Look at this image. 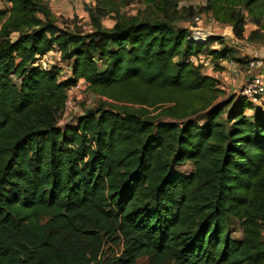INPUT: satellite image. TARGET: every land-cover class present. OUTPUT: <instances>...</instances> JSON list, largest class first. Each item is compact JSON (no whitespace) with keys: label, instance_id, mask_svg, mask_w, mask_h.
<instances>
[{"label":"trees","instance_id":"obj_1","mask_svg":"<svg viewBox=\"0 0 264 264\" xmlns=\"http://www.w3.org/2000/svg\"><path fill=\"white\" fill-rule=\"evenodd\" d=\"M92 1L91 32L45 0L0 7V264H264V103L221 98L220 81L188 61L233 49L175 28L160 16L169 0H149L153 16L118 12L109 28L98 17L108 0ZM220 7L238 38L243 9L264 28V0H210ZM52 51L60 63L45 69ZM79 80L115 107L61 125ZM128 104L165 107L152 119Z\"/></svg>","mask_w":264,"mask_h":264},{"label":"rangeland","instance_id":"obj_2","mask_svg":"<svg viewBox=\"0 0 264 264\" xmlns=\"http://www.w3.org/2000/svg\"><path fill=\"white\" fill-rule=\"evenodd\" d=\"M3 2V0H0ZM50 6H53L55 14L60 20L67 19L71 23V29L81 30L84 32H91L94 27L91 23L90 16L88 14V8L94 7V1L92 0H45ZM109 5L105 8V14H98L104 27H112L116 22V13L125 14L126 16H139L144 18L145 16H153L160 12L158 5L150 3L149 0H108ZM196 5V13L194 16L189 15L188 6ZM57 6V7H55ZM158 10H156L154 7ZM210 6V0H169L166 7L167 11L160 14L161 17L171 15L173 17V24L175 28H186L189 32L198 36V34L206 35L210 37L212 35L222 36L224 44L233 49L232 59H218L210 56V62L208 64L200 63V67L203 72L214 75L216 72L221 77V87L226 95H221V98L226 97L234 90L239 91L240 87L244 84L246 79L257 72L264 74V65L261 68H251L250 61L252 58L259 56L264 58V28L259 27L254 23L253 16L248 14L246 9L243 12L246 15L247 23L245 25V32L243 38H238L234 32L233 27L229 22L223 21L221 18L224 16V11L220 7L219 14L213 13L212 9H208ZM152 11V13H148ZM264 16V15H263ZM62 18V19H61ZM0 22V27H1ZM211 48H221L222 45L219 42L213 41L208 45ZM48 64L60 63L59 54L55 51L48 53ZM131 110L141 112L144 117L155 118L161 117L159 114L163 111L162 107H150L147 110L140 105L128 104ZM113 108L115 104L112 100L105 96L94 94L90 92L88 84L82 83L81 88L75 90H68V101L65 107V111L62 114L59 123L65 124L69 122H76L82 115L88 110H95L97 108ZM249 115H253L254 110L247 111ZM181 173H189L192 170L190 164H184L175 168ZM232 234L236 238L243 236L242 228L240 225L233 221L231 224ZM264 236V232H263ZM120 245H106L104 252L106 256H114L120 253ZM137 264H151L150 257L144 256L138 259ZM169 264V263H165Z\"/></svg>","mask_w":264,"mask_h":264},{"label":"built area","instance_id":"obj_3","mask_svg":"<svg viewBox=\"0 0 264 264\" xmlns=\"http://www.w3.org/2000/svg\"><path fill=\"white\" fill-rule=\"evenodd\" d=\"M192 33L193 32H189L188 37L190 39L196 40L192 37ZM48 56H49L48 54H45L44 56L41 57L39 61V63L45 69H48L50 67L47 62ZM188 61L194 63L195 65L200 63L208 64L210 62V56H208L207 53L201 52L197 55L190 56ZM263 65H264V58H260L259 56L252 58V60L250 61V67L253 69L261 68ZM212 76L218 79L219 81H221V77L218 72H216ZM82 83H84V85H87V82H85L84 80H79L76 84L72 85L69 88V90L70 89L75 90L81 88ZM238 94L246 97V99H248L254 105H262L264 103V74L257 72L249 76L244 82V84L240 87Z\"/></svg>","mask_w":264,"mask_h":264},{"label":"crops","instance_id":"obj_4","mask_svg":"<svg viewBox=\"0 0 264 264\" xmlns=\"http://www.w3.org/2000/svg\"><path fill=\"white\" fill-rule=\"evenodd\" d=\"M3 3L4 2H2V1H0V7H3ZM50 5V4H49ZM51 7V10L54 12V14H55V10H54V8H52L53 6H50ZM55 7H57V6H55ZM89 14V13H88ZM56 15V14H55ZM57 16V15H56ZM59 17V16H58ZM62 19V18H61ZM67 21H68V18H67ZM207 74H209V73H207ZM233 93H238L236 90H234L232 93H229V94H233Z\"/></svg>","mask_w":264,"mask_h":264},{"label":"water","instance_id":"obj_5","mask_svg":"<svg viewBox=\"0 0 264 264\" xmlns=\"http://www.w3.org/2000/svg\"><path fill=\"white\" fill-rule=\"evenodd\" d=\"M208 39V38H207ZM205 41H207V40H204L203 42H205ZM92 112H93V110H92Z\"/></svg>","mask_w":264,"mask_h":264},{"label":"bare ground","instance_id":"obj_6","mask_svg":"<svg viewBox=\"0 0 264 264\" xmlns=\"http://www.w3.org/2000/svg\"><path fill=\"white\" fill-rule=\"evenodd\" d=\"M194 38V37H193Z\"/></svg>","mask_w":264,"mask_h":264}]
</instances>
